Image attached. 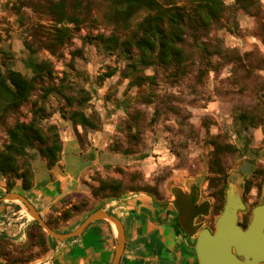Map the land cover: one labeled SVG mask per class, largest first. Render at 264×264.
Instances as JSON below:
<instances>
[{"label":"rangeland","instance_id":"1","mask_svg":"<svg viewBox=\"0 0 264 264\" xmlns=\"http://www.w3.org/2000/svg\"><path fill=\"white\" fill-rule=\"evenodd\" d=\"M55 1L0 0V70H12L30 80L35 74L30 61H47L52 74L40 85L63 84L75 98L69 105L54 92L36 89L26 104L0 123V149L8 144L7 130L16 120L30 122L36 102V108L42 109L39 125L44 131L54 129L62 151L75 142L100 154L98 163L82 176L80 192L53 207L43 219L65 233L76 229L91 212L119 199L147 194L156 201L172 202L173 191L179 190L211 204L208 213L194 223L199 224L195 225L198 230L214 232L235 179L241 201L245 187L246 208L264 189V0L259 1L257 14L240 8L236 0H224L232 14L227 25L211 29L196 41L187 36L185 64L168 67L143 66L135 52L129 57L120 50H103L97 36L117 34L109 19L108 0H85L87 12L79 15L83 21L78 25L66 20L54 23L42 11ZM148 14L140 10L133 15L130 34L137 33ZM50 27L72 35L56 54L45 49L47 39L40 33ZM8 103L0 91V115ZM72 112H82L89 125L74 124L69 119ZM216 146L223 150L218 156L220 169L212 164ZM227 146L234 150L228 151ZM22 160L31 169L36 160L45 161L31 148L25 149ZM241 170L252 175L238 176ZM102 181L119 183L122 195L98 192ZM10 182L0 176V198L19 191L16 181L8 192ZM71 207L78 210L64 218L63 212ZM43 233L47 243L38 241L35 228L24 246L0 241V260L27 264L41 258L50 250L48 242L58 243ZM114 245L115 236L112 252Z\"/></svg>","mask_w":264,"mask_h":264},{"label":"trees","instance_id":"2","mask_svg":"<svg viewBox=\"0 0 264 264\" xmlns=\"http://www.w3.org/2000/svg\"><path fill=\"white\" fill-rule=\"evenodd\" d=\"M85 0H57L47 3L42 11L52 18L54 23H61L62 20L70 24L78 25L81 14L86 13ZM260 0H236L240 8L252 14H257L260 7ZM111 13L109 19L115 26L117 34L105 38L97 36L96 40L101 44L103 50L112 52L120 50L125 55L132 57L135 52L138 62L143 66H151L157 63L160 66L168 67L176 63L185 64L184 43L187 36L196 41L201 35H206L211 29L222 28L227 25L231 17L230 8L224 0H108ZM140 10H146L149 14L138 26L137 33L130 34V24L133 15ZM254 11V12H253ZM75 13L78 15L76 16ZM83 21V18L81 19ZM46 37L45 49L56 54L59 49L68 42L72 35L60 28L50 27L45 32H40ZM26 48L31 47L24 43ZM33 67L34 76L26 80L18 72L8 70L3 73L0 70V91L5 93L9 103L4 107L0 115V123L13 112H16L29 101L36 89L45 93H56L69 105L75 102V98L69 95L66 86L60 84L57 88L41 86L40 82L45 77H51L52 67L49 62L30 61ZM33 102V117L30 122L15 121L14 125L7 130L8 144L0 149V176L12 180L8 185V192L16 181L20 182L23 190L30 189L33 184V172L27 161L22 160L25 149H36L41 158L45 160L46 167L51 169L60 160L62 147L57 133L53 128L44 131L39 125L38 114L42 109L36 108ZM69 119L80 126L89 125L88 119L82 112H72ZM228 151L234 149L227 146ZM223 150L216 146L215 159L212 161L216 169H220L218 156ZM212 183V182H211ZM98 192L109 191L114 197L122 195L120 184L113 181H102ZM96 191V192H97ZM78 207H71L63 212L64 218H68L71 212L77 211ZM46 224L55 230L53 224L45 221ZM33 226L38 232V241L47 243L46 235L41 227L33 221ZM4 241V240H1Z\"/></svg>","mask_w":264,"mask_h":264},{"label":"crops","instance_id":"3","mask_svg":"<svg viewBox=\"0 0 264 264\" xmlns=\"http://www.w3.org/2000/svg\"><path fill=\"white\" fill-rule=\"evenodd\" d=\"M96 149H83L78 143L66 144L59 162L48 169L43 160L32 165L30 189L12 191L23 195L42 218L61 202L76 196L81 178L98 163ZM248 173V174H247ZM241 170L238 176L251 172ZM239 185L237 179L232 183ZM104 210L117 217L124 228L125 246L120 264H197L193 245L195 235L187 236L179 226L171 201H156L147 194L112 202ZM33 222L19 202L0 203V241L24 246ZM115 232L106 221H96L77 238L56 244L27 264H111ZM0 264H6L0 260Z\"/></svg>","mask_w":264,"mask_h":264},{"label":"water","instance_id":"4","mask_svg":"<svg viewBox=\"0 0 264 264\" xmlns=\"http://www.w3.org/2000/svg\"><path fill=\"white\" fill-rule=\"evenodd\" d=\"M174 205L177 212V221L187 236L195 235L193 250L197 264H264V195L262 204L252 211L250 224L245 230L237 225L238 212L244 210L236 186L229 185L226 192L222 212L215 221V231L207 229L198 230L194 220L198 215L208 213V204L194 206L190 195L179 190L173 191ZM3 202H19L25 208L28 216L36 222L41 229L55 242H64L77 238L83 234L88 226L96 221H106L115 229L114 256L111 264H120L125 246V234L121 221L107 213L104 209H97L69 232L60 233L50 228L39 215L33 205L21 194L9 192L0 198ZM236 256L242 257L241 262Z\"/></svg>","mask_w":264,"mask_h":264},{"label":"flooded vegetation","instance_id":"5","mask_svg":"<svg viewBox=\"0 0 264 264\" xmlns=\"http://www.w3.org/2000/svg\"><path fill=\"white\" fill-rule=\"evenodd\" d=\"M252 175V174H251ZM244 186H242L243 188ZM243 192V195H242V203H244V199L247 197V194H245V187L243 188L242 190ZM248 194H250V191H248ZM187 195H190V201L193 203L194 206H200L202 204H205V202H198L196 201L197 199V196L193 193H188ZM263 195H264V189H262L260 191V194H256V198L252 201H249V204L246 205V208H244V212L242 213V216L238 215L237 217V225H239L243 230H245L247 228V226L250 224V221H251V218H252V211L255 207L259 206L262 204V200H263ZM224 206V204H223ZM223 206H222V209L220 211V213L222 212L223 210ZM210 207H211V204H208V211L210 210ZM200 217H204L203 215H198L196 219L200 218ZM194 220V221H195ZM194 225H199L198 223H194ZM200 230V229H199ZM211 233H213V231H211ZM196 238V236H195ZM194 238V239H195ZM241 262H244V259L242 257H238L236 256ZM258 264H263L262 262L258 263Z\"/></svg>","mask_w":264,"mask_h":264},{"label":"bare ground","instance_id":"6","mask_svg":"<svg viewBox=\"0 0 264 264\" xmlns=\"http://www.w3.org/2000/svg\"><path fill=\"white\" fill-rule=\"evenodd\" d=\"M29 218L31 219V217L29 216ZM114 230V232H115V234H116V231H115V229H113Z\"/></svg>","mask_w":264,"mask_h":264}]
</instances>
